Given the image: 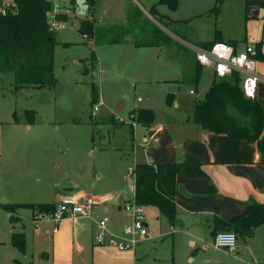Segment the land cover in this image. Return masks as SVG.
<instances>
[{"label": "rangeland", "instance_id": "1", "mask_svg": "<svg viewBox=\"0 0 264 264\" xmlns=\"http://www.w3.org/2000/svg\"><path fill=\"white\" fill-rule=\"evenodd\" d=\"M159 1L94 0L90 17L85 0H77V19L54 33L55 86L16 87L13 74L0 73V264H264L262 254L257 256L256 241L248 243L237 235L236 253L229 254L215 249L206 233L171 227L152 207L141 209L150 237L138 243L134 259L94 240L97 223L104 217L110 219L108 233L125 238L132 224L123 210V191L131 193L130 171L135 164H151L169 152L166 130L156 136L158 144H149L142 140L141 126L134 130L133 153L106 151L124 143L130 112L154 113L145 134L149 141L157 126H167L169 121L182 124L192 117V106L203 100L210 87L212 71L204 66L196 87L180 83L188 69L181 61L186 50L181 46L190 49L212 41L216 33L237 42L240 51L245 45L255 48L264 43V9H256L258 15L245 20L246 0H177L173 10ZM133 15L177 45L143 49L132 45V40L147 37L134 32ZM87 18L94 20L92 41L78 33L80 21ZM92 52L93 67L87 61ZM189 55L187 51V60ZM91 82L99 94L93 104ZM95 105L99 110L91 116ZM193 143L209 150L203 141ZM193 143L183 142L178 154L193 156L186 153ZM251 155L249 150L243 158ZM178 177L185 180L183 175ZM181 185L176 181L178 190ZM62 188L83 198H95L96 192L111 195L109 213L102 215L99 209L98 216L79 221L84 229L78 236L70 229L56 239L35 230L28 209L17 212L16 222L2 207L5 202L51 203ZM176 210L180 211L177 203ZM12 233L25 237L22 251L12 244ZM194 234L196 246L191 245Z\"/></svg>", "mask_w": 264, "mask_h": 264}, {"label": "trees", "instance_id": "2", "mask_svg": "<svg viewBox=\"0 0 264 264\" xmlns=\"http://www.w3.org/2000/svg\"><path fill=\"white\" fill-rule=\"evenodd\" d=\"M16 2L18 4L16 14L0 16V73L13 74L16 87L55 86L57 83L53 75L55 35L49 31L46 22L47 5L44 0H16ZM159 2L166 4L172 10L176 9L178 3L177 0H160ZM85 3L87 13L92 17L95 8L94 0H85ZM258 8L264 9V0H246L245 20L253 17L251 12ZM151 9L155 11L154 7ZM133 18L134 32L147 36L143 40H132L131 43L136 47L155 46L161 48L175 44L167 36L160 35L159 30H155L154 27L138 22L137 15H133ZM78 33L84 39L91 40L94 33V20L87 18L80 21ZM215 42H222L220 33L215 34L214 40L199 43L196 46L207 48ZM226 43L234 47L238 45L235 41ZM262 45L263 42L256 44L255 58L264 63ZM188 49L186 48L190 52L188 57L190 68L187 67L180 83L196 87L201 77V66L197 63L194 53ZM191 55L192 57H190ZM87 61L93 67L96 61L93 52ZM90 85L91 103L93 104L97 102L99 94L96 85L92 82ZM191 112L192 122L204 131L226 135L243 144H252L262 137L263 109L254 99L244 97L238 76L222 81L213 78L203 100L194 103ZM154 120L155 115L151 110L138 109L130 112V120L126 128L128 135L124 140L128 152L132 151L134 144V125L149 128ZM100 149L104 148L100 147ZM131 174L134 179V196L129 203L140 209L148 207L157 209L171 226L176 217V177L178 175H183L188 179L206 177L203 164L190 155H185L171 164H135ZM2 207L10 215V220L17 222L19 220L18 209L26 208L32 213H49L54 211L55 204L12 203L2 204ZM261 225H264V204L250 199L240 215L229 220L214 217L212 235L215 236L218 232H233L242 237H250ZM11 241L19 250L24 249L25 237L23 234L12 233Z\"/></svg>", "mask_w": 264, "mask_h": 264}, {"label": "crops", "instance_id": "3", "mask_svg": "<svg viewBox=\"0 0 264 264\" xmlns=\"http://www.w3.org/2000/svg\"><path fill=\"white\" fill-rule=\"evenodd\" d=\"M255 12V10L252 11L253 14ZM220 38L222 42L233 41L229 39H224L221 34ZM115 43L123 44L117 41ZM181 47L183 49L187 48L185 45H182ZM137 48L143 49L147 47ZM179 51L183 52L181 48H179ZM262 52L264 53V43L262 45ZM190 57H192V55ZM181 58V61L185 64L184 66L190 68V60H187V50H184V53L181 55ZM256 74L258 76V82L256 85L254 100L257 101L263 109L264 123L263 62L257 61ZM128 124L129 122H126V125ZM137 126L138 125H134L133 127V139L134 130ZM149 128H143V142H145V140H148L145 137V134L150 130ZM164 130L167 131V136H165V138L166 140H168L169 144L168 155L167 157H164L161 160L152 161L151 165L171 164L180 160L183 156L186 155L184 152L179 154L177 152V148L182 146L183 142L193 143V141H203L204 145L208 146L209 149L208 151H206L205 146H197L195 143L190 145V148L187 149V154H191L195 156V158H198L200 161L204 162L202 164L203 171L206 177L198 179H188L183 176L185 180H183V178L181 177H176V181L181 182L184 186L181 185L180 189L178 190L175 182V205L177 203L178 206H180V211L177 212L176 210L175 221L172 226L170 225L171 227L177 225L180 229V232H183L184 230H189L191 232L195 231L199 233L203 232L208 234L213 239L214 235H212V221L214 217H219L223 220H229L233 217H236L245 210L246 203L250 199L258 203L264 204L263 136L260 137L255 143L251 145H246L237 140L231 139L226 135H217L204 131L192 122V117H189L187 121L182 124L169 121L167 126H157V129L154 132L155 137H153L154 140H156L155 144L159 143V140L156 136L162 133V131ZM211 143H213V147L211 146ZM149 144L151 143L149 142ZM119 150H123L125 154L133 153L134 144L132 146L131 152L127 151L128 149L125 143H122V145L119 144V147L116 148L106 149V151L110 152ZM249 150H251L252 155L249 158H243V154L247 153ZM66 184L67 183H63L62 185L66 186ZM127 186L129 187L131 193H126L125 191H123L124 204L128 201H131L134 196V179L132 176ZM95 194L96 195H94V199L96 200V205L92 210L93 218L94 216H98L99 213H101L102 215L108 214L109 208L107 207V204L113 201L111 195L100 196L97 192ZM64 198H75L77 200H81L83 197H77L73 190L70 191L69 189L62 188L60 192L56 194L54 200L51 203L49 202L47 204H57ZM4 204L7 203L5 202ZM22 209L26 208L18 209L17 212ZM99 209H101V211L98 213ZM118 212L122 213V208H118ZM30 214L32 216L33 213L30 211ZM31 216L28 220H31ZM143 216L145 215L143 214ZM83 219L84 218H79L73 221L69 219L64 220L60 224V228L57 234L51 236V238L57 239V236L59 234H61L62 237L64 234L69 233L70 229H72L75 236H78L79 233H81V231L84 229V227L79 224V221ZM68 223H70V225ZM66 224L68 225L66 226ZM192 238L193 239L191 240V245L196 246V234L192 235ZM243 238L245 240H248V243L256 241L258 246L257 256L259 257L262 254V257L264 258V225H261L256 228L250 237ZM202 247H204V249L207 248L206 245ZM119 253L127 255L132 259H134L137 254L136 250L132 253ZM235 253L236 248L233 253L229 254Z\"/></svg>", "mask_w": 264, "mask_h": 264}, {"label": "built area", "instance_id": "4", "mask_svg": "<svg viewBox=\"0 0 264 264\" xmlns=\"http://www.w3.org/2000/svg\"><path fill=\"white\" fill-rule=\"evenodd\" d=\"M47 5L45 13L46 22L50 32L66 29L68 22L77 19V0H44ZM18 4L16 0H0V16L16 14ZM197 63L202 67H208L212 71L214 79L222 81L239 77L240 88L245 98L254 99L258 76L256 74L257 60L255 58V48L248 45L240 51L226 42H215L209 47L191 46ZM190 95H194L190 91ZM99 110L95 105L91 116ZM264 138V129L262 132ZM146 143H155L156 140H145ZM130 175L131 171H130ZM126 202L123 210L126 215L132 218L131 228L127 229L124 237H117L108 233L110 219L104 217L97 223L98 233L94 240L96 244L103 246L108 244L119 252H134L140 241H145L150 237L148 228L145 227V220L140 208ZM132 206V208L129 206ZM96 205V200L91 197H84L81 200L75 198H64L55 204L54 211L49 213L35 212L31 216V222L36 230H40L46 236L57 234L59 225L64 220H76L79 218L92 217V210ZM138 237L139 240L135 238ZM237 235L233 232H218L213 237L212 246L215 249L233 253L236 248Z\"/></svg>", "mask_w": 264, "mask_h": 264}, {"label": "water", "instance_id": "5", "mask_svg": "<svg viewBox=\"0 0 264 264\" xmlns=\"http://www.w3.org/2000/svg\"><path fill=\"white\" fill-rule=\"evenodd\" d=\"M251 15L252 16H255V15H257V11L253 14L252 12H251ZM145 227H147V225L145 224Z\"/></svg>", "mask_w": 264, "mask_h": 264}]
</instances>
